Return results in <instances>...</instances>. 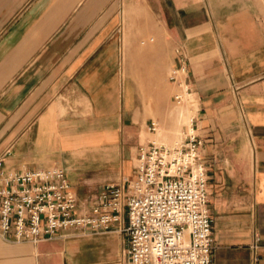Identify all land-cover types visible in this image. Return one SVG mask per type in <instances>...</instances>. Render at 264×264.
Instances as JSON below:
<instances>
[{
    "label": "crops",
    "instance_id": "obj_1",
    "mask_svg": "<svg viewBox=\"0 0 264 264\" xmlns=\"http://www.w3.org/2000/svg\"><path fill=\"white\" fill-rule=\"evenodd\" d=\"M181 81L203 137L212 264H264V0H0L1 165L62 168L89 209L133 174L140 143L184 129ZM127 221L0 235V264L112 261Z\"/></svg>",
    "mask_w": 264,
    "mask_h": 264
},
{
    "label": "built area",
    "instance_id": "obj_2",
    "mask_svg": "<svg viewBox=\"0 0 264 264\" xmlns=\"http://www.w3.org/2000/svg\"><path fill=\"white\" fill-rule=\"evenodd\" d=\"M179 67L185 69L182 59ZM181 84L173 96L177 102L188 89L187 83ZM193 118L173 146L154 140L140 143L133 174L122 183L105 184L83 211L77 209V196L62 168L10 173L0 160L1 237L38 242L68 226L106 229L127 209L122 254L86 264H212L213 219L199 154L204 143ZM150 128L156 130L155 122Z\"/></svg>",
    "mask_w": 264,
    "mask_h": 264
},
{
    "label": "rangeland",
    "instance_id": "obj_3",
    "mask_svg": "<svg viewBox=\"0 0 264 264\" xmlns=\"http://www.w3.org/2000/svg\"><path fill=\"white\" fill-rule=\"evenodd\" d=\"M140 43L144 42L146 39L145 38H141L140 39ZM142 44V43H141ZM183 94H186V91H184ZM191 94V92H189L188 96ZM186 98V100L183 103H179L177 102V100L175 98H173V103L172 106L176 108V112L178 113V119L181 123L184 124V129L178 128V130L176 131L175 135L173 136V138L169 141H165V140H161V139H157L156 143H161L164 142L167 145H171L173 146V144H175L176 142H179V140H181V138L183 137L184 133L186 132V129L188 127V123L190 122L193 113L190 110V108L194 107L197 105L195 98L191 97V98ZM190 100V101H189ZM181 108V109H180ZM185 114H183V113ZM181 115L182 117H184V119H181ZM159 127V126H158ZM161 128V127H160ZM162 129V128H161ZM157 131V130H156ZM161 130H159L158 132V136L161 134ZM155 134V133H154ZM183 134V135H182ZM136 160V159H135ZM137 161V160H136ZM135 167V164H133V169Z\"/></svg>",
    "mask_w": 264,
    "mask_h": 264
},
{
    "label": "bare ground",
    "instance_id": "obj_4",
    "mask_svg": "<svg viewBox=\"0 0 264 264\" xmlns=\"http://www.w3.org/2000/svg\"><path fill=\"white\" fill-rule=\"evenodd\" d=\"M185 87H186V85H184V88H185ZM189 92H190V91L187 90V91H186V94H183V97H182L183 100L179 101V103H183V102L186 100V98H187ZM191 97H193L192 94H190V95L188 96V98H191ZM189 101H190V100H189ZM180 109H181V108H180ZM182 113H183V112H182ZM183 114H185V113H183ZM181 119H182V120L184 119V117H182V115H181ZM190 124H191V120H190V122L188 123V127H190ZM158 128H159V127H157V131L155 132V134L158 133ZM182 135H183V134H182ZM179 141H180V140H179ZM155 142H156V141H155ZM165 144H166V143H165Z\"/></svg>",
    "mask_w": 264,
    "mask_h": 264
}]
</instances>
